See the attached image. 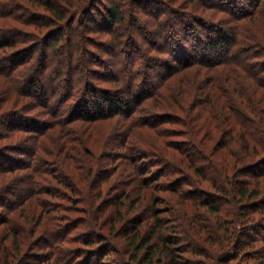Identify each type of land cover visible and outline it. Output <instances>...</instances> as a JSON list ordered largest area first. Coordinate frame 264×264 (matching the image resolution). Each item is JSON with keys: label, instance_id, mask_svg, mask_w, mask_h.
Returning <instances> with one entry per match:
<instances>
[{"label": "trees", "instance_id": "trees-1", "mask_svg": "<svg viewBox=\"0 0 264 264\" xmlns=\"http://www.w3.org/2000/svg\"><path fill=\"white\" fill-rule=\"evenodd\" d=\"M186 1L0 0V264H264V0Z\"/></svg>", "mask_w": 264, "mask_h": 264}, {"label": "rangeland", "instance_id": "rangeland-1", "mask_svg": "<svg viewBox=\"0 0 264 264\" xmlns=\"http://www.w3.org/2000/svg\"><path fill=\"white\" fill-rule=\"evenodd\" d=\"M199 2H200V0H199ZM199 2H198V0L196 1H194V0H191V1H186L185 3H183V5L185 6L186 5V7H185V9L184 10H186V13H188L190 16L191 15H196V16H200V12H202L203 14H204V10H205V8L203 7V6H201L200 7V10H195L194 8H198L199 7ZM191 10H193V11H195V12H193V11H191ZM207 11H208V13H209V10L208 9H206ZM147 11V10H146ZM145 16L144 17H142L143 19H141V22L142 23H148V22H150V23H153V18H151V16L150 15H148V13H146V14H144ZM188 18H192V17H188ZM214 18V17H213ZM140 22V23H141ZM150 23H149V25H150ZM218 26H220L221 28H226V26H229V24H228V22H224L223 24L222 23H218L217 24ZM150 27L152 28V25H150ZM203 36H205L204 35V33L205 32H200ZM212 33H215V30H213L212 31ZM206 34V33H205ZM158 39V41H160V38L158 37L157 38ZM156 45H159V44H156ZM166 46V44H163L162 46H160L161 48V50L162 51H164V50H166V49H163V47H165ZM99 51H101V49H98ZM152 51H154L153 49H152ZM162 54V53H159V52H156V51H154V54ZM159 57L160 58H162L163 57V55H159ZM167 59H169V61L171 62L173 59H171V58H167ZM105 76H102V78H104ZM33 102V101H32ZM37 111V110H36ZM36 111H28V112H30V113H33V114H35L36 113ZM33 114H30V115H33ZM45 116V115H44ZM42 117V116H41ZM46 117H47V115H46ZM43 118V117H42ZM0 143H2L1 141H0ZM115 149L117 150V151H119L120 149H119V147H115ZM52 184V183H51ZM240 263H242V264H247V263H255V264H258L257 263V261L254 259V258H251L250 260H248L247 262H245V260H243V261H240Z\"/></svg>", "mask_w": 264, "mask_h": 264}]
</instances>
